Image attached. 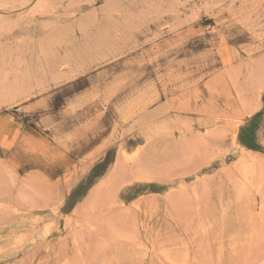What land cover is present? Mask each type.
<instances>
[{
    "label": "rangeland",
    "instance_id": "1",
    "mask_svg": "<svg viewBox=\"0 0 264 264\" xmlns=\"http://www.w3.org/2000/svg\"><path fill=\"white\" fill-rule=\"evenodd\" d=\"M0 264H264V0H0Z\"/></svg>",
    "mask_w": 264,
    "mask_h": 264
},
{
    "label": "bare ground",
    "instance_id": "2",
    "mask_svg": "<svg viewBox=\"0 0 264 264\" xmlns=\"http://www.w3.org/2000/svg\"><path fill=\"white\" fill-rule=\"evenodd\" d=\"M36 6H38V5H36ZM49 8V7H48ZM8 12H9V10H7ZM12 11V10H11ZM14 11V10H13ZM32 12V11H31ZM165 100V99H164ZM189 100V99H188ZM150 101V100H149ZM262 110V109H261ZM162 112V111H161ZM259 115V114H258ZM257 118V117H256ZM256 120V119H255ZM252 122V121H251ZM255 122V121H254ZM249 132H251V131H249ZM237 135V134H236ZM251 135V134H250ZM120 138V137H119ZM136 150V149H135ZM135 152V151H134ZM134 152H132V153H134ZM131 155V154H130ZM132 156H134V155H132ZM46 231V230H45Z\"/></svg>",
    "mask_w": 264,
    "mask_h": 264
}]
</instances>
